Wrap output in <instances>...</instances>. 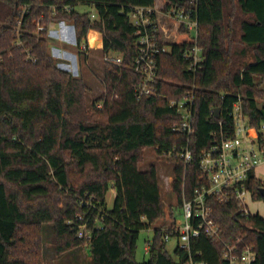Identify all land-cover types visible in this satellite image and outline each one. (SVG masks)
<instances>
[{
	"label": "trees",
	"instance_id": "1",
	"mask_svg": "<svg viewBox=\"0 0 264 264\" xmlns=\"http://www.w3.org/2000/svg\"><path fill=\"white\" fill-rule=\"evenodd\" d=\"M156 1L0 0V264H43L41 235L48 223L56 255L88 243L92 264H190L191 255L225 264L222 245L205 236L192 241L190 252L177 246L170 254L162 227L153 228L148 260L138 262L140 233L166 214L156 166L143 171L139 163L148 148L172 157V190L180 208L183 195L190 199L200 182L201 151L210 147L221 122L223 129L232 124L239 97L252 127L259 128L264 0H161L166 12L193 10L203 62L195 71L185 57L191 42L170 44L157 58L155 83L166 99L138 100L134 66L140 29L130 12ZM79 5L92 7L95 19L92 11L78 12ZM51 18L73 23L78 48L97 31L106 57L122 59L121 64L107 60L105 94L90 102L84 78L57 67L47 42ZM39 24L45 28L36 35ZM188 93L194 98L190 137L172 131L181 115L168 104ZM187 148L189 165L180 157ZM263 186L253 172L247 182L253 201L264 200ZM110 190L115 191L111 208ZM211 203L223 240H246L254 246L256 264H264V218L242 216L235 203ZM82 226L89 237L79 238Z\"/></svg>",
	"mask_w": 264,
	"mask_h": 264
},
{
	"label": "built area",
	"instance_id": "2",
	"mask_svg": "<svg viewBox=\"0 0 264 264\" xmlns=\"http://www.w3.org/2000/svg\"><path fill=\"white\" fill-rule=\"evenodd\" d=\"M196 2V0H192ZM69 9V8H68ZM70 10V9H69ZM177 22L178 26L186 29L188 42L192 47L185 57L192 62L196 71L203 62V51L198 44V21L193 17V10L172 9L166 12L157 5L135 7L130 12L132 23L139 28V55L135 61L134 70L139 75V82L134 87V95L138 100L147 97L166 99L160 95L155 83L157 81V58L169 51V43L162 37L163 28L159 16ZM91 19H95L92 13ZM91 42L83 44L81 51H88ZM115 64H121L122 59L115 56L107 59ZM193 101L191 93L180 100H169L170 108H175L181 115L180 120L173 126L172 131L190 137L193 134ZM232 124L212 134L213 140L209 148L200 153L201 179L195 187L190 199L183 195L180 207L182 219L174 218L172 224L162 228L163 240L168 243L171 238L178 240V247L191 251L192 241L202 236L214 243L222 245V260L225 264H256L254 246L244 239L231 242L224 241L220 226L213 219L212 200L220 204L235 203L242 216L251 215L249 200L252 194L247 187L250 175L264 164V120L258 129L252 127L250 118L245 113L242 99L239 97L231 112ZM186 165L192 162V153L187 148L180 153ZM264 184V182H263ZM264 188V186L262 187ZM79 238H86V227H80ZM148 242L145 250L149 252ZM190 264H206L202 260L190 257Z\"/></svg>",
	"mask_w": 264,
	"mask_h": 264
},
{
	"label": "rangeland",
	"instance_id": "3",
	"mask_svg": "<svg viewBox=\"0 0 264 264\" xmlns=\"http://www.w3.org/2000/svg\"><path fill=\"white\" fill-rule=\"evenodd\" d=\"M156 2L158 8L163 10L164 3H161V0H157ZM76 10L80 13L90 11L94 13V9L90 6L79 5L76 7ZM161 18L162 23L164 22L163 26L166 29L162 32V37H165L167 43L172 44L176 41L182 42L189 39V36L180 37V34H182V27L178 26L177 22L169 20L167 24V19L160 15L159 19ZM49 24L50 25L47 29L48 49L52 57L55 58L57 67L70 72L75 77L84 78L90 88L88 93V99L90 102L94 98L105 94L106 88L103 80L105 68L107 66V59L109 57H115L116 54L110 53L106 57L103 53L102 34L97 31H90L87 40L89 43L91 42V48L88 51H81L76 45L75 29L72 22H60L51 18ZM68 26H72L73 30ZM44 28L45 27L42 24H39L35 32L36 35H38L39 32L44 31ZM258 101L261 102L262 100L259 99ZM94 118L100 122L105 121V117L100 115L95 114ZM151 165H155L157 168L166 214L165 217L154 224L151 229L144 230L140 233L137 243L138 262L148 260V253H146L145 248L148 242H151L153 239V228L168 227L174 221L173 218H178L179 220L182 219V210L176 207L178 205V200L172 190V184L174 181V162L172 157L158 155L155 149L148 148L143 152V158L139 163V167L144 171L149 169ZM255 176L257 179L264 182V164L256 169ZM113 191L114 190H110L107 194V205L109 208L113 206L114 202ZM248 204L252 214L264 218V200H249ZM172 213L174 214L173 217ZM81 217L82 216H80V218ZM88 235L89 232H87V236ZM41 239L43 247V264H92L88 243H85V245L79 248L65 252L64 254L56 255L53 226L50 223L43 225ZM177 246L178 240L175 237L171 238L167 243L168 252L173 254Z\"/></svg>",
	"mask_w": 264,
	"mask_h": 264
},
{
	"label": "crops",
	"instance_id": "4",
	"mask_svg": "<svg viewBox=\"0 0 264 264\" xmlns=\"http://www.w3.org/2000/svg\"><path fill=\"white\" fill-rule=\"evenodd\" d=\"M162 18L160 19V24H161V27L163 28V30L165 31L166 29L164 28V26H163V23H162ZM166 22V21H165ZM168 22H169V20H167V24H168ZM69 28H71V30H73V27L72 26H68ZM182 36H186V35H182V34H180V37H182ZM187 40H184V41H176L175 43H184V42H186ZM102 46H103V44H102ZM113 193H114V198H115V191H113Z\"/></svg>",
	"mask_w": 264,
	"mask_h": 264
},
{
	"label": "water",
	"instance_id": "5",
	"mask_svg": "<svg viewBox=\"0 0 264 264\" xmlns=\"http://www.w3.org/2000/svg\"><path fill=\"white\" fill-rule=\"evenodd\" d=\"M215 117H216L217 119L220 118V109H216V110H215ZM260 193H261L262 197H264V188H261V189H260Z\"/></svg>",
	"mask_w": 264,
	"mask_h": 264
}]
</instances>
